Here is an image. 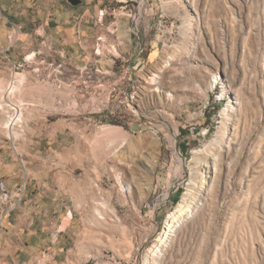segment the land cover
<instances>
[{
  "label": "rangeland",
  "instance_id": "obj_1",
  "mask_svg": "<svg viewBox=\"0 0 264 264\" xmlns=\"http://www.w3.org/2000/svg\"><path fill=\"white\" fill-rule=\"evenodd\" d=\"M81 1L69 56L28 53L0 76L33 112L16 141L0 126L11 212L47 190L56 226L72 213L60 264H264V0Z\"/></svg>",
  "mask_w": 264,
  "mask_h": 264
},
{
  "label": "crops",
  "instance_id": "obj_2",
  "mask_svg": "<svg viewBox=\"0 0 264 264\" xmlns=\"http://www.w3.org/2000/svg\"><path fill=\"white\" fill-rule=\"evenodd\" d=\"M60 1L0 0V76L25 61L20 57L28 53H33L35 59L40 61L45 53L57 60L69 56L62 41L65 35V41L69 44L72 30L63 26L74 20L73 15L81 7L82 1L77 7L68 8H63ZM88 12L86 10L85 15ZM11 32L16 35L14 45H10L7 39ZM44 38L50 39L48 47L43 42ZM39 196L27 200L5 216H1L0 210V264L64 263L67 248L62 234L69 230L71 223L60 230L56 221L63 209L53 203L47 190H42ZM172 202L176 203L175 197H171L167 206L172 208Z\"/></svg>",
  "mask_w": 264,
  "mask_h": 264
},
{
  "label": "bare ground",
  "instance_id": "obj_3",
  "mask_svg": "<svg viewBox=\"0 0 264 264\" xmlns=\"http://www.w3.org/2000/svg\"><path fill=\"white\" fill-rule=\"evenodd\" d=\"M123 1L124 0H122V2ZM126 16H129V15H126ZM126 16L124 15L123 17H126ZM126 21H127L126 19H122L121 18L119 20V22H118L117 25H120L121 26V28L119 26H118V28H119V30L121 29L120 33H121L122 38L124 39V41L128 42L129 41V31L127 30L128 28H127ZM97 54L99 56L102 55V53H101L100 50H97ZM30 59H31L30 56L25 57V62H29V61H32L33 60V59L30 60ZM157 78H158L157 76H154V78H151L150 82L151 83H155ZM24 82H25V75L18 74L16 76V82H15V84L10 87L11 90L9 92V94H10L9 97H11V95L13 93H15V92L18 93L19 90L23 88V86L25 87V83ZM3 89H4V85H3V83H0V93H2V90ZM9 100H10V98H9ZM39 100H38V102H39ZM25 106L26 105L22 101H18L16 104H14L13 102L7 103V102L4 101L3 96L0 97V126H1V129H2L1 131H3L4 134H5V137L7 139L11 140V141H16L17 139H19L22 136H24V135H22V133L24 132L23 130L25 129L24 123L27 122L25 120V116L28 113V117H30V114L33 113L31 111L30 114H29L28 109L26 108L27 106L26 107ZM104 128L105 129H109L111 127L109 126V127H104ZM214 158H216V157H214ZM109 170L111 172H113L112 168L111 169H108V171ZM129 190H131V187H128L127 191H129ZM102 206H104V204H102ZM92 212H93L92 213L93 214V218L97 222L98 225H100V226H106V225L109 226L108 225L109 224V219H108V216H106V214L101 213L97 209H94ZM188 213H189V207L183 205L180 202L174 208V211H172L171 213H169L167 215V218H166V221H165V224H164V228H163V230H162L159 238L155 241V245L153 247V252L155 253V255L160 251V249L162 247L165 246V243L167 242V239L170 236V234L172 233V231L179 225V223L181 222V220H183L184 217ZM66 215L67 216L65 217V221L63 223V227L61 228V230H64L65 227H66V225L68 224L69 220L72 219V213L71 212L67 213Z\"/></svg>",
  "mask_w": 264,
  "mask_h": 264
},
{
  "label": "built area",
  "instance_id": "obj_4",
  "mask_svg": "<svg viewBox=\"0 0 264 264\" xmlns=\"http://www.w3.org/2000/svg\"><path fill=\"white\" fill-rule=\"evenodd\" d=\"M7 39L10 45L14 44L16 42L15 32H11L8 35ZM95 56H99L97 54V50L95 51ZM16 69H17L16 66L12 67L13 71ZM12 198L13 197L9 193L5 183L0 180V205L4 207L3 208L4 211L2 210L1 216H5L6 214L10 213L15 208V204L11 203Z\"/></svg>",
  "mask_w": 264,
  "mask_h": 264
},
{
  "label": "water",
  "instance_id": "obj_5",
  "mask_svg": "<svg viewBox=\"0 0 264 264\" xmlns=\"http://www.w3.org/2000/svg\"><path fill=\"white\" fill-rule=\"evenodd\" d=\"M68 4L71 5L72 7H77L81 4L80 0H68Z\"/></svg>",
  "mask_w": 264,
  "mask_h": 264
}]
</instances>
